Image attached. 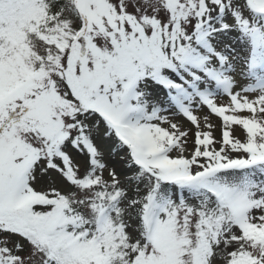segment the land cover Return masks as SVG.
Returning a JSON list of instances; mask_svg holds the SVG:
<instances>
[{
	"label": "snow or ice",
	"instance_id": "obj_1",
	"mask_svg": "<svg viewBox=\"0 0 264 264\" xmlns=\"http://www.w3.org/2000/svg\"><path fill=\"white\" fill-rule=\"evenodd\" d=\"M0 264H264V0H0Z\"/></svg>",
	"mask_w": 264,
	"mask_h": 264
}]
</instances>
